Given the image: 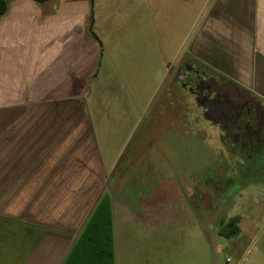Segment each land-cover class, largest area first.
Returning a JSON list of instances; mask_svg holds the SVG:
<instances>
[{
  "label": "rangeland",
  "instance_id": "374dc122",
  "mask_svg": "<svg viewBox=\"0 0 264 264\" xmlns=\"http://www.w3.org/2000/svg\"><path fill=\"white\" fill-rule=\"evenodd\" d=\"M215 1L96 2L114 27L102 40L111 51L103 65L115 69L95 82L103 192L130 208L114 217L117 264H264V159L221 141L181 85L197 76L184 64L217 75L188 56L194 18L198 28ZM177 70L184 80L173 79ZM233 217L240 235L221 236ZM23 225L0 217V264H13L18 235L37 232Z\"/></svg>",
  "mask_w": 264,
  "mask_h": 264
},
{
  "label": "crops",
  "instance_id": "0c3cea01",
  "mask_svg": "<svg viewBox=\"0 0 264 264\" xmlns=\"http://www.w3.org/2000/svg\"><path fill=\"white\" fill-rule=\"evenodd\" d=\"M96 2L8 0L0 16V217L37 231L15 238L13 264H63L107 183L95 82L115 69L102 40L114 27ZM196 24L189 60L264 99V0H216ZM112 192L114 217L130 212Z\"/></svg>",
  "mask_w": 264,
  "mask_h": 264
},
{
  "label": "flooded vegetation",
  "instance_id": "af4514ba",
  "mask_svg": "<svg viewBox=\"0 0 264 264\" xmlns=\"http://www.w3.org/2000/svg\"><path fill=\"white\" fill-rule=\"evenodd\" d=\"M184 66L189 75L195 73L197 76L188 78L181 85L193 94L203 110L204 119L219 130L220 140L230 142L245 153L258 154L264 159V99L216 71L217 75L203 77L201 75L207 73L206 69L200 67L197 71L191 65ZM179 70L181 71L180 67ZM184 78L186 77H182L177 70L173 79L180 81ZM213 78L218 85H200L201 80ZM226 82L236 84L238 88L219 87Z\"/></svg>",
  "mask_w": 264,
  "mask_h": 264
},
{
  "label": "trees",
  "instance_id": "16d2710c",
  "mask_svg": "<svg viewBox=\"0 0 264 264\" xmlns=\"http://www.w3.org/2000/svg\"><path fill=\"white\" fill-rule=\"evenodd\" d=\"M41 5L51 0H33ZM8 11V0H0V16ZM114 207L111 194L104 191L78 234L63 264H115ZM240 217L222 223L219 234L226 238L240 233Z\"/></svg>",
  "mask_w": 264,
  "mask_h": 264
},
{
  "label": "water",
  "instance_id": "95a60500",
  "mask_svg": "<svg viewBox=\"0 0 264 264\" xmlns=\"http://www.w3.org/2000/svg\"><path fill=\"white\" fill-rule=\"evenodd\" d=\"M212 83H214L215 85H218V83H217V81H216V79H210V80H201L200 81V85H205V84H207V85H211ZM220 88H223V87H226V88H228V89H230V88H232V87H236V88H238L237 87V85L236 84H233V83H230V82H226V83H224L222 86H219ZM201 90L203 91L204 89L203 88H201ZM201 91V92H202ZM246 92V91H245ZM247 93V92H246ZM202 106H204V105H202ZM206 106V105H205ZM204 106V107H205Z\"/></svg>",
  "mask_w": 264,
  "mask_h": 264
}]
</instances>
